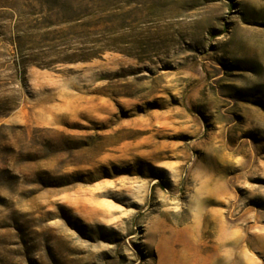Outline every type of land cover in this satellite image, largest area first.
<instances>
[{
	"label": "rangeland",
	"instance_id": "rangeland-1",
	"mask_svg": "<svg viewBox=\"0 0 264 264\" xmlns=\"http://www.w3.org/2000/svg\"><path fill=\"white\" fill-rule=\"evenodd\" d=\"M264 264V0H0V264Z\"/></svg>",
	"mask_w": 264,
	"mask_h": 264
},
{
	"label": "bare ground",
	"instance_id": "bare-ground-1",
	"mask_svg": "<svg viewBox=\"0 0 264 264\" xmlns=\"http://www.w3.org/2000/svg\"><path fill=\"white\" fill-rule=\"evenodd\" d=\"M174 239L170 237V239L166 242V250H167V257H168V264H178V262L174 259L175 252L173 249Z\"/></svg>",
	"mask_w": 264,
	"mask_h": 264
}]
</instances>
